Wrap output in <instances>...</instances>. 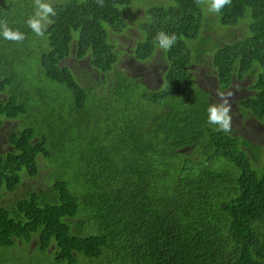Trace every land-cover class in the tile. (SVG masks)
Returning a JSON list of instances; mask_svg holds the SVG:
<instances>
[{"label": "trees", "instance_id": "trees-1", "mask_svg": "<svg viewBox=\"0 0 264 264\" xmlns=\"http://www.w3.org/2000/svg\"><path fill=\"white\" fill-rule=\"evenodd\" d=\"M51 2L39 37L33 0H0L25 34L0 36V129L17 123L0 151V264H264V144L209 125L191 71L207 60L222 89L250 79L237 108L264 123V0L219 14L195 0ZM132 22L141 64L158 32L177 36L157 87L118 66L111 37Z\"/></svg>", "mask_w": 264, "mask_h": 264}, {"label": "rangeland", "instance_id": "rangeland-1", "mask_svg": "<svg viewBox=\"0 0 264 264\" xmlns=\"http://www.w3.org/2000/svg\"><path fill=\"white\" fill-rule=\"evenodd\" d=\"M143 9L144 6H142L141 10L139 11L141 12ZM132 25L133 26L126 28L121 35H113L111 37V41L113 42V44H116V50L121 56L118 66L122 67L131 75L142 77L143 81L146 82L149 86L157 87L159 84L161 72L165 66L163 60V51L159 50L156 54V57H153L151 60L145 62V64L136 62L134 57L130 55V52H132V49L140 39V33L136 29H133V27H137L133 22ZM212 26L214 27H211L210 30L212 35L215 37V34L219 30L216 29L217 27H215V23H213ZM231 33V35H226L229 41L236 40L237 37L240 36V30L238 27L232 29ZM137 38L138 40H136ZM67 64H69L71 68H76V70L78 68L89 67L88 62L86 63V60L84 61V63H80L81 65H78L74 60L71 59L68 60ZM191 65V71L196 78L195 81L201 88L207 90V92L211 94L213 103L220 102V98L217 95L218 91H222L225 94L229 92L233 94L230 97V103L232 105V128H234V130H236V132L243 136L245 139L250 140L254 143L264 144V123L256 121L251 116L243 118L240 115L236 104L242 98L251 94V91H249V84L252 83V81L250 79H246L243 81L235 80L228 89H222L218 81L210 75L212 69L209 66V62L207 60H202L200 62H198V60H195ZM16 124V122H7L5 124V127L0 129V151L8 149L6 145V138L11 129L16 127Z\"/></svg>", "mask_w": 264, "mask_h": 264}, {"label": "clouds", "instance_id": "clouds-1", "mask_svg": "<svg viewBox=\"0 0 264 264\" xmlns=\"http://www.w3.org/2000/svg\"><path fill=\"white\" fill-rule=\"evenodd\" d=\"M103 6V0H97ZM232 0H195L198 7L206 6L208 13L219 14L226 6L231 5ZM56 10L51 0H33V14L27 19V26L39 37H44L50 24L53 23L51 17L56 16ZM0 36L9 41L21 43L25 40V34L19 29H13L9 26L7 20H0ZM177 41L176 34H168L160 31L154 38V43L165 52L169 51ZM219 103L211 104L207 108V123L214 125L217 130L225 133L230 132L232 128V105L230 97L231 92L225 94L218 91Z\"/></svg>", "mask_w": 264, "mask_h": 264}, {"label": "flooded vegetation", "instance_id": "flooded-vegetation-1", "mask_svg": "<svg viewBox=\"0 0 264 264\" xmlns=\"http://www.w3.org/2000/svg\"><path fill=\"white\" fill-rule=\"evenodd\" d=\"M164 70H165V68H164ZM163 72V71H162ZM161 78V77H160ZM216 79V78H215ZM234 82V81H233Z\"/></svg>", "mask_w": 264, "mask_h": 264}]
</instances>
